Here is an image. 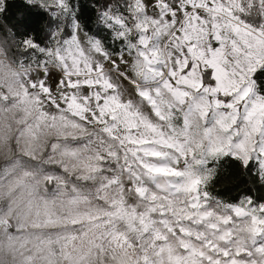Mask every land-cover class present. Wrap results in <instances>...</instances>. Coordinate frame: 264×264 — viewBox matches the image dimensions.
<instances>
[{
  "label": "snow or ice",
  "instance_id": "1",
  "mask_svg": "<svg viewBox=\"0 0 264 264\" xmlns=\"http://www.w3.org/2000/svg\"><path fill=\"white\" fill-rule=\"evenodd\" d=\"M0 264H264V0H0Z\"/></svg>",
  "mask_w": 264,
  "mask_h": 264
},
{
  "label": "trees",
  "instance_id": "2",
  "mask_svg": "<svg viewBox=\"0 0 264 264\" xmlns=\"http://www.w3.org/2000/svg\"><path fill=\"white\" fill-rule=\"evenodd\" d=\"M239 190H235L233 185L224 184L217 185L216 192L219 193L224 199H231V197L236 196Z\"/></svg>",
  "mask_w": 264,
  "mask_h": 264
}]
</instances>
